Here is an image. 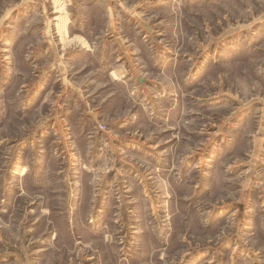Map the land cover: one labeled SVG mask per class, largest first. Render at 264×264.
<instances>
[{
    "label": "rangeland",
    "instance_id": "1",
    "mask_svg": "<svg viewBox=\"0 0 264 264\" xmlns=\"http://www.w3.org/2000/svg\"><path fill=\"white\" fill-rule=\"evenodd\" d=\"M0 264H264V0H0Z\"/></svg>",
    "mask_w": 264,
    "mask_h": 264
}]
</instances>
